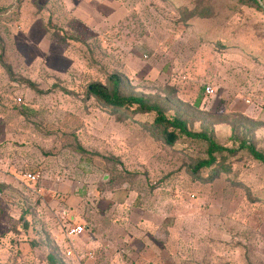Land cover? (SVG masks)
Instances as JSON below:
<instances>
[{"label":"rangeland","instance_id":"rangeland-1","mask_svg":"<svg viewBox=\"0 0 264 264\" xmlns=\"http://www.w3.org/2000/svg\"><path fill=\"white\" fill-rule=\"evenodd\" d=\"M197 1L211 15L184 22ZM111 74L219 144L245 138L264 152L255 7L0 0V264H264V165L238 149L228 173L196 178L205 141L169 146L152 114L125 117L86 95ZM72 223L84 231L67 235Z\"/></svg>","mask_w":264,"mask_h":264},{"label":"trees","instance_id":"trees-1","mask_svg":"<svg viewBox=\"0 0 264 264\" xmlns=\"http://www.w3.org/2000/svg\"><path fill=\"white\" fill-rule=\"evenodd\" d=\"M239 1L255 7L264 14V0ZM199 6H201L199 1H197L196 6L194 5L191 8L183 6L180 10L183 21L187 22L191 17L207 18L211 15V11L209 12L208 8L207 11H203L201 8L199 9ZM107 81L106 84L100 82L90 83L87 87L86 95L94 97L112 112H119V115L125 114V117L130 116L125 113L128 111L131 115L133 113L152 114V121L147 123L149 129L169 146L175 145L182 137L205 141L206 157L197 159L191 167V174L196 176V178L209 181L217 177L220 172L228 173L231 170V165L226 160L229 156L237 153L238 149L245 150L253 159L264 165V152L256 148L249 139H240L237 148L221 145L215 140L211 132L205 129L194 131L188 127L187 121L183 117L179 115L168 116L164 103L152 101L150 97L145 95L126 93L119 75L111 74L108 76ZM242 119L247 120L246 118ZM253 124L259 125L256 122H253ZM234 126H232V129L235 133L236 128ZM247 132L245 131V133ZM233 136L235 137L236 133ZM204 171L208 174L203 175ZM48 258L53 264H57V262L64 264L52 254H49Z\"/></svg>","mask_w":264,"mask_h":264},{"label":"built area","instance_id":"built-area-1","mask_svg":"<svg viewBox=\"0 0 264 264\" xmlns=\"http://www.w3.org/2000/svg\"><path fill=\"white\" fill-rule=\"evenodd\" d=\"M206 91L208 93H211L213 92V88L210 85H207ZM25 175L28 180L32 182L37 181L38 174H35L34 172H29ZM66 231H67V235H79L84 231V227L80 224L72 223V224H68Z\"/></svg>","mask_w":264,"mask_h":264}]
</instances>
